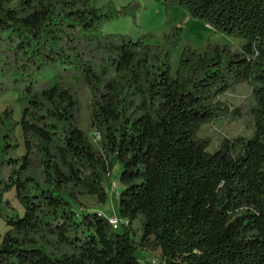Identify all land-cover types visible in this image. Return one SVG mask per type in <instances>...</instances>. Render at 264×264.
<instances>
[{"label": "trees", "instance_id": "obj_1", "mask_svg": "<svg viewBox=\"0 0 264 264\" xmlns=\"http://www.w3.org/2000/svg\"><path fill=\"white\" fill-rule=\"evenodd\" d=\"M155 1L184 6L245 43L240 51L209 43L203 53L185 46L173 71L181 26L156 45L146 42L151 34L103 33L107 21L132 15L131 3L0 0V95L21 85L22 107L16 125L10 107L0 113V218L10 227L0 264H141L140 251L159 248V264H264V0ZM50 67L88 78L100 150L78 125L74 93L45 76ZM243 82L255 98L254 132L224 138L210 152V138L199 132L240 114L220 96ZM17 126L26 150L20 158L10 156ZM116 166L115 210L128 221L120 230L98 212L75 210L80 196L106 203ZM12 189L22 215L3 201ZM33 236L73 251L56 253Z\"/></svg>", "mask_w": 264, "mask_h": 264}, {"label": "rangeland", "instance_id": "obj_2", "mask_svg": "<svg viewBox=\"0 0 264 264\" xmlns=\"http://www.w3.org/2000/svg\"><path fill=\"white\" fill-rule=\"evenodd\" d=\"M97 6H103L108 2H113L117 8L132 4V15L120 16L107 21L103 26V33L122 34L132 39H137L145 34H151L146 42L156 45L162 41L164 33L169 32L175 26H181V42L177 51L173 54L171 63L173 71L176 69L180 54L185 46H190L200 52L206 50L210 44H228L232 50L240 51L245 43L244 39L231 37L215 31L211 26L202 20L193 18L184 6L167 7L155 0H93ZM13 64V59H9ZM15 66V64H13ZM45 76L53 77V81L63 88L70 89L78 100L77 122L79 127L84 130L96 149H101V138L98 132L91 125L92 103L94 100V90L89 84L88 78L82 73L65 74L58 67H50L45 71ZM115 74L110 71L109 77ZM52 82V80H51ZM21 85L17 87L10 86L5 94L0 95V113L7 107L13 111V121L15 125L21 118L22 107L17 102L18 91ZM220 99L229 106L230 110H239L240 114L232 113L227 117L215 120L202 126L199 136L210 138L208 151L213 152L220 146L224 138H234L237 136L250 137L254 132V118L251 113L255 105V98L252 94V88L248 82L236 84L220 96ZM4 130H0V137ZM13 144H16L15 150L10 152V156L21 157L25 154V145L22 130L19 126L14 131ZM2 145V143H1ZM119 167L116 166L111 175V184L106 189L107 200L101 204L96 196H80L79 200L82 207H76L78 214L83 212H98L103 215H117L113 196H118L120 192ZM2 176L9 178L10 172L5 167L2 170ZM113 194V195H112ZM9 206L7 209L16 211L19 214L24 213V208L16 197L15 189L7 192L3 196ZM125 224L124 222L122 225ZM122 228V226H121ZM131 235L135 240L139 239L141 232L140 221H135L131 226ZM10 230L5 220L0 218V242L4 234ZM38 245H44L49 250L56 253L71 252L68 247H57L58 243L52 238L33 236ZM56 243V244H55ZM143 256L141 264H159L163 261L161 249L155 251H140Z\"/></svg>", "mask_w": 264, "mask_h": 264}, {"label": "built area", "instance_id": "obj_3", "mask_svg": "<svg viewBox=\"0 0 264 264\" xmlns=\"http://www.w3.org/2000/svg\"><path fill=\"white\" fill-rule=\"evenodd\" d=\"M103 215V214H102ZM108 222L112 225V227L116 230H120L122 223L128 224V221L126 219L120 218L118 215L112 214V215H104Z\"/></svg>", "mask_w": 264, "mask_h": 264}]
</instances>
